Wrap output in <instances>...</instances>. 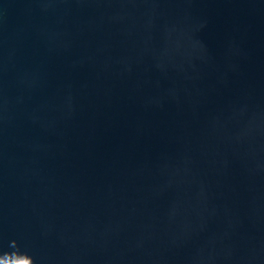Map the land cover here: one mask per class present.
Instances as JSON below:
<instances>
[{
    "label": "water",
    "instance_id": "95a60500",
    "mask_svg": "<svg viewBox=\"0 0 264 264\" xmlns=\"http://www.w3.org/2000/svg\"><path fill=\"white\" fill-rule=\"evenodd\" d=\"M0 264H264V0H0Z\"/></svg>",
    "mask_w": 264,
    "mask_h": 264
}]
</instances>
